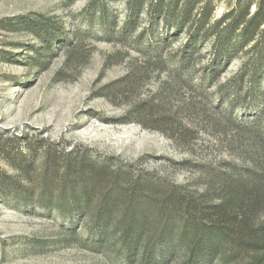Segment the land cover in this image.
<instances>
[{"label":"rangeland","instance_id":"1","mask_svg":"<svg viewBox=\"0 0 264 264\" xmlns=\"http://www.w3.org/2000/svg\"><path fill=\"white\" fill-rule=\"evenodd\" d=\"M213 1V21L236 3ZM88 3L0 0V264H126L107 249L113 237L103 245L82 216L38 203L43 175L59 180L70 153L197 195L217 176L264 177V94L245 97L240 53L214 74L208 34L183 58L197 11L177 31L146 13L128 19L122 1L105 18ZM28 167L38 190L27 197ZM52 197L70 193L54 184ZM252 223L237 264H264V208Z\"/></svg>","mask_w":264,"mask_h":264},{"label":"trees","instance_id":"2","mask_svg":"<svg viewBox=\"0 0 264 264\" xmlns=\"http://www.w3.org/2000/svg\"><path fill=\"white\" fill-rule=\"evenodd\" d=\"M109 1L89 0L88 6L105 18ZM118 1L126 4L128 19L146 13L166 23L173 21L177 31L185 30L197 11L185 46L188 54L183 58L194 54V37L208 34L207 40L214 38L213 73L220 74L224 69L220 67L227 68L240 53L243 60L235 79L251 86L245 97L264 94V89H256L264 78V0H236L231 11L216 21L213 0ZM71 156L72 153L62 177L51 182L48 174L54 159L47 158L44 174L48 177L43 175L38 203L44 208L82 216L99 229L103 245L107 237H113L107 249L118 248L126 264H169L175 259L181 264H206L218 256L225 264H237L240 250L255 235L252 222L264 208V177L251 171L217 176L219 186L212 194L207 191L197 195L179 192L107 163L80 157L71 160ZM22 170L28 174L25 196L31 192L36 195L38 186L30 168ZM54 184H62L70 197L54 200ZM165 244L168 247L160 251L158 247Z\"/></svg>","mask_w":264,"mask_h":264}]
</instances>
